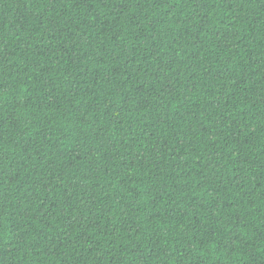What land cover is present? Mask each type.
<instances>
[{
  "label": "trees",
  "instance_id": "16d2710c",
  "mask_svg": "<svg viewBox=\"0 0 264 264\" xmlns=\"http://www.w3.org/2000/svg\"><path fill=\"white\" fill-rule=\"evenodd\" d=\"M0 264H264V0H0Z\"/></svg>",
  "mask_w": 264,
  "mask_h": 264
}]
</instances>
